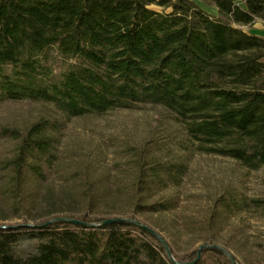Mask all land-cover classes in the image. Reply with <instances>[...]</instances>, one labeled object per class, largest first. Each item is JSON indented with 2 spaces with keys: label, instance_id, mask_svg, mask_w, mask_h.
<instances>
[{
  "label": "trees",
  "instance_id": "trees-1",
  "mask_svg": "<svg viewBox=\"0 0 264 264\" xmlns=\"http://www.w3.org/2000/svg\"><path fill=\"white\" fill-rule=\"evenodd\" d=\"M199 1L217 17L193 0H0V104H50L63 121L161 106L196 152L251 171L264 167V37L240 28L264 20V0ZM56 57L66 62L59 76ZM59 128L42 120L23 132L0 129V139L15 144L0 163L4 199L15 213L24 185L47 181ZM182 174L180 164L152 169L138 179L137 193L176 185ZM93 196L82 195L89 204ZM255 207L264 210V201ZM64 219L87 225L54 219L0 227V264H232L216 248L172 261L135 221Z\"/></svg>",
  "mask_w": 264,
  "mask_h": 264
},
{
  "label": "rangeland",
  "instance_id": "rangeland-1",
  "mask_svg": "<svg viewBox=\"0 0 264 264\" xmlns=\"http://www.w3.org/2000/svg\"><path fill=\"white\" fill-rule=\"evenodd\" d=\"M193 1L217 17L214 7ZM240 28L264 37V20ZM52 66L59 76L66 62L56 57ZM42 120L60 124L57 161L46 182L24 185L20 214L5 202L7 178L0 168V227L83 215L88 221L124 219L155 231L172 258H200L203 249L216 248L235 264H264V210L255 207L264 201V167L251 171L232 159L196 152L183 127L161 106L138 105L63 121L50 104H0V129L23 132ZM14 150L13 142L0 139V163L12 158ZM179 164L183 174L176 185L137 193L141 175ZM84 192L94 195L91 204ZM136 200L168 209L142 210L134 206Z\"/></svg>",
  "mask_w": 264,
  "mask_h": 264
},
{
  "label": "water",
  "instance_id": "water-1",
  "mask_svg": "<svg viewBox=\"0 0 264 264\" xmlns=\"http://www.w3.org/2000/svg\"><path fill=\"white\" fill-rule=\"evenodd\" d=\"M56 220H58V221H69V222H72V223H74V224L87 225L86 223H82V222L77 221V220H67V219H64V218H59V219H56ZM124 221H126V220H124V219H109V220L104 221L103 224H110V223L124 222ZM50 223H52V221H49V222H47L46 224H50ZM142 227H143L145 230L149 231L152 235H154L155 237H157V238L159 239V241L163 244V246H164V248H165V250H166V253H167L168 257H169L172 261H174L173 258H172V256H171L170 249L168 248V246L166 245V243H164V242L160 239V237L156 234V232L153 231L152 229L148 228L147 226H144V225H143ZM203 248H204V247H201L200 250H202ZM198 258H199V255H198L197 259H198ZM231 262H232V264H235L234 261H233L232 259H231Z\"/></svg>",
  "mask_w": 264,
  "mask_h": 264
}]
</instances>
